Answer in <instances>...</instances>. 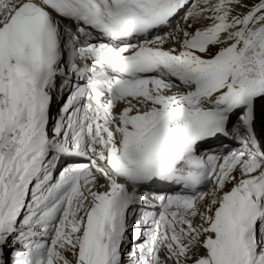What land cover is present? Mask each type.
Here are the masks:
<instances>
[{
  "label": "snow or ice",
  "instance_id": "obj_1",
  "mask_svg": "<svg viewBox=\"0 0 264 264\" xmlns=\"http://www.w3.org/2000/svg\"><path fill=\"white\" fill-rule=\"evenodd\" d=\"M258 120L264 0H0V264H264Z\"/></svg>",
  "mask_w": 264,
  "mask_h": 264
},
{
  "label": "bare ground",
  "instance_id": "obj_2",
  "mask_svg": "<svg viewBox=\"0 0 264 264\" xmlns=\"http://www.w3.org/2000/svg\"><path fill=\"white\" fill-rule=\"evenodd\" d=\"M262 124H260V121H257V126L261 127Z\"/></svg>",
  "mask_w": 264,
  "mask_h": 264
}]
</instances>
